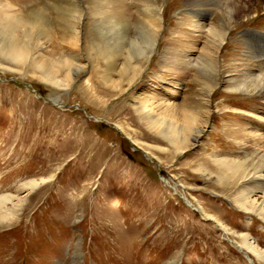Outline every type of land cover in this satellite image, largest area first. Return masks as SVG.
Masks as SVG:
<instances>
[{"label":"rangeland","instance_id":"1","mask_svg":"<svg viewBox=\"0 0 264 264\" xmlns=\"http://www.w3.org/2000/svg\"><path fill=\"white\" fill-rule=\"evenodd\" d=\"M246 1L235 23L211 0H0V44L7 32L29 49L24 62L0 54V194L23 200L0 221V264H264L238 237L264 252V216L242 206L261 189L215 162L244 160L248 131L264 136V104L238 87V61L264 57V0ZM138 19L158 35L121 77L127 50L102 37L126 23L128 44ZM196 19L224 27L210 70ZM63 59L80 66L70 79ZM140 103L173 123L178 106L195 110L203 132L177 151Z\"/></svg>","mask_w":264,"mask_h":264},{"label":"bare ground","instance_id":"2","mask_svg":"<svg viewBox=\"0 0 264 264\" xmlns=\"http://www.w3.org/2000/svg\"><path fill=\"white\" fill-rule=\"evenodd\" d=\"M187 1L189 2V6H194L195 4L198 6H202L210 2L208 1L203 4L201 3L203 1L199 2V0H194V4L193 2H191L192 0ZM245 1L246 0H211L212 3L216 4L222 14H226L228 20L231 19L232 21L233 19V21H236L235 23L238 22L241 16H248L247 12L249 11V1ZM147 5H149V7H154L149 3H147ZM204 12L208 11H206L205 9H199L196 12V16L199 17L200 15H203L200 13ZM155 19L157 20V18ZM155 19H153V22H151V20L139 21L138 19L136 21V31H134L135 36H133V39L128 40V44H126V42L122 40V38L125 37L124 35H126L127 33L126 30L128 29V25L126 23H123L119 28H117L114 23L110 22V24H112L111 30L115 32L109 40H113L114 43H111L112 41L110 42L109 40L102 37L103 44H106V47L108 45L114 46L115 48H123L127 50L125 51L124 63L119 69L121 77H127L130 72L132 76H134L133 74L137 70H139L141 59H146L149 52H151L150 50L154 45L159 31V25L158 22L155 21ZM194 26L199 31L206 33L207 40L203 43L201 49L202 51H205L204 53H206V55L208 54L210 56L209 63L206 61H198L197 64L200 65L203 70H210V68L213 66V63L215 64L213 53L218 50V47L223 41V24L222 26H217L216 24L212 23L206 27L204 21L196 19L194 21ZM244 33L249 34L248 38L246 39V45L250 48L253 44V40L251 37L257 38L258 36H255L254 33L256 32L252 30L245 31ZM4 39L8 42H2L0 44V54H2L6 58H10L15 63L24 62L28 59V48H24L21 45H15L11 41V35L7 32H5L4 34ZM255 41L256 39L254 40V43ZM243 57L244 58H241L237 63V66L241 67L243 76V79H240L238 83V87L245 92L256 95L260 98L261 103L264 104V57L256 59L253 58L254 56H251L250 54L249 56L247 54ZM60 63L61 65L67 66V79H70L69 77L76 74V72L80 69V66L74 63H70L65 59L60 60ZM54 73L55 71L47 72V76L50 77L51 80L55 81ZM56 83H59V81H56ZM136 108L144 122L151 129L160 133L163 137L168 139L173 148H175V150L177 151L188 148L203 132V128L201 127L202 117L194 116L195 110L189 111L184 108V106H178V108L176 109L178 121L174 123L171 121L169 122L164 118L157 117L156 114L151 109L147 108L145 104L140 103ZM253 120H257L258 125L264 126L263 118L261 120V118L259 117L257 119L253 117ZM253 136V132L248 131L245 137L243 136L244 143H240L241 140L239 142L243 149L242 152L246 156L244 160L240 158H216L215 162L221 163L223 168L226 169L224 171V174H229L233 177L237 176V178L239 179H247L248 181H251V183H255L260 187L261 190L259 191V197L242 195V201L244 203L242 206L243 208L248 209L256 213L257 215L264 216V139H262L264 138V136L258 135L259 138H256L255 140L253 139ZM258 140H262L263 144L258 145ZM247 142H250V144H247ZM25 184L27 189H31L37 186V183L35 181L26 182ZM240 196L241 194L238 197ZM14 199L16 201H14ZM21 202H23V200L17 198L15 194H0V221L7 220L8 218L12 220L16 219L18 216L16 214L17 211L13 212V209L21 207ZM8 205H11L13 209L9 208ZM238 237H240L243 245L248 250H250L257 256L264 258V252L256 248L257 244L255 245V240L252 241L250 239L251 236H249V234L238 235Z\"/></svg>","mask_w":264,"mask_h":264}]
</instances>
